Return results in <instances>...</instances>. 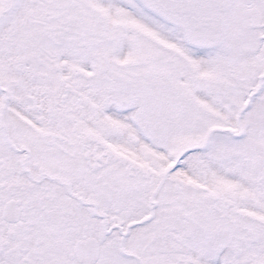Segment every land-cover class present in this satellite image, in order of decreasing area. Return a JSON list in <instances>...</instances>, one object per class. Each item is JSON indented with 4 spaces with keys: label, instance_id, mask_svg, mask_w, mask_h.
<instances>
[{
    "label": "snow or ice",
    "instance_id": "6c2138e0",
    "mask_svg": "<svg viewBox=\"0 0 264 264\" xmlns=\"http://www.w3.org/2000/svg\"><path fill=\"white\" fill-rule=\"evenodd\" d=\"M0 264H264V0H0Z\"/></svg>",
    "mask_w": 264,
    "mask_h": 264
}]
</instances>
